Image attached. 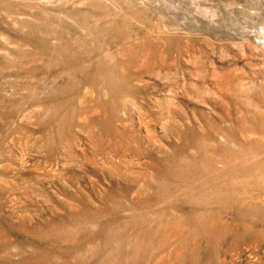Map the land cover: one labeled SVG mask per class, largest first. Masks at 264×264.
Segmentation results:
<instances>
[{
    "label": "rangeland",
    "instance_id": "rangeland-1",
    "mask_svg": "<svg viewBox=\"0 0 264 264\" xmlns=\"http://www.w3.org/2000/svg\"><path fill=\"white\" fill-rule=\"evenodd\" d=\"M0 264H264V0H0Z\"/></svg>",
    "mask_w": 264,
    "mask_h": 264
}]
</instances>
